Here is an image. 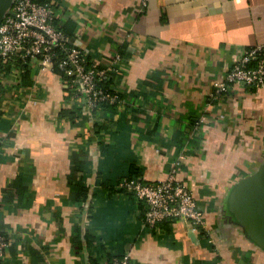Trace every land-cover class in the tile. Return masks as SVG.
<instances>
[{"label": "crops", "instance_id": "0c3cea01", "mask_svg": "<svg viewBox=\"0 0 264 264\" xmlns=\"http://www.w3.org/2000/svg\"><path fill=\"white\" fill-rule=\"evenodd\" d=\"M49 1L92 63L123 55L112 74L122 100L94 110L67 77L33 63L28 88L17 67L0 72L4 264H104L123 253L131 264H264L231 202L264 161V87L212 95L244 50L264 43V0ZM174 168L204 232L183 220L147 226L146 205L119 189Z\"/></svg>", "mask_w": 264, "mask_h": 264}, {"label": "built area", "instance_id": "2783aa9c", "mask_svg": "<svg viewBox=\"0 0 264 264\" xmlns=\"http://www.w3.org/2000/svg\"><path fill=\"white\" fill-rule=\"evenodd\" d=\"M11 10L0 23L3 60L19 58L42 69H58L62 78L67 77V88L79 98L84 96L92 109L100 103L121 102L122 96L113 83L105 85L120 70L121 53L104 67L92 63L87 51L55 25V11L49 0H14ZM235 84L264 87V43L244 50L226 77L214 83L213 97L228 93ZM118 186L146 205L143 219L147 226L154 228L166 220H183L196 230L206 231L204 212L192 191L177 179L175 168L161 181L125 177ZM9 244L7 236L0 232V264H4ZM104 264H131V257L129 253L115 255Z\"/></svg>", "mask_w": 264, "mask_h": 264}, {"label": "water", "instance_id": "95a60500", "mask_svg": "<svg viewBox=\"0 0 264 264\" xmlns=\"http://www.w3.org/2000/svg\"><path fill=\"white\" fill-rule=\"evenodd\" d=\"M14 0H0V23L12 13ZM235 221L246 236L264 249V161L259 168L239 181L232 193Z\"/></svg>", "mask_w": 264, "mask_h": 264}, {"label": "trees", "instance_id": "16d2710c", "mask_svg": "<svg viewBox=\"0 0 264 264\" xmlns=\"http://www.w3.org/2000/svg\"><path fill=\"white\" fill-rule=\"evenodd\" d=\"M57 25V24H56ZM58 28L62 29L61 27L57 26ZM63 30V29H62ZM64 31V30H63ZM65 32V31H64ZM12 66H15L19 69V72H21V80H20V86L22 88H28V87H31L32 84H33V81L31 79V63H28V62H24L22 61L21 59L19 58H10L8 60H3L1 57H0V72H8L10 70V68ZM56 70V72L58 71V69H54ZM113 83V79H111L110 82H107L105 83V85H109L110 83ZM252 88V87H250ZM252 89H256V88H252ZM72 91V90H71ZM73 93V91L71 92ZM1 95H2V92L0 91V98H1ZM122 96V95H121ZM102 108L104 109V107H112L114 110L116 109L117 107V104L114 103V104H109V103H100V105H98L96 108H94V110H96L97 108ZM74 112L70 109H67V110H62L61 114L63 116H67L69 117L70 119H75V114H73ZM0 114H1V110H0ZM121 189V188H119ZM123 191H125L124 189H121ZM126 192V191H125ZM87 194V188L86 187H81L78 192H77V199L78 197L80 198V200H83L85 198ZM79 200V199H78ZM89 264H97L96 260L95 259H92V258H89Z\"/></svg>", "mask_w": 264, "mask_h": 264}]
</instances>
